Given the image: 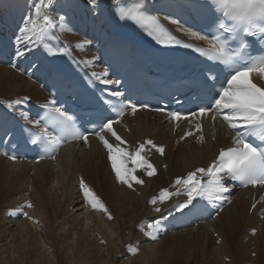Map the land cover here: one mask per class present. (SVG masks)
I'll return each instance as SVG.
<instances>
[{"label":"bare ground","instance_id":"obj_1","mask_svg":"<svg viewBox=\"0 0 264 264\" xmlns=\"http://www.w3.org/2000/svg\"><path fill=\"white\" fill-rule=\"evenodd\" d=\"M180 1L152 0L151 4L156 13L177 31L183 26L173 24L165 17L171 16L172 6ZM36 2L37 0H0V53L9 51L14 53L12 66L0 65V118L4 117L5 113L20 115V112H26L27 108L25 103L16 110H8L3 102L23 97H30L29 100L36 104L49 100L48 93L19 68L21 62L26 59V65L35 58H38V63L42 46L30 44L28 47L32 50L25 57L15 55L17 48H24V45H16L14 42L18 29L32 14ZM70 2L69 8V0H58L57 7L52 13L57 17L54 29L83 63L94 73L99 74L102 71L96 64L97 59H93L96 57L95 49L110 38L109 12L113 5L120 3V0H97L95 7L90 0H70ZM60 15L67 16V23L63 28L59 26ZM85 32L87 36L82 34ZM181 33L193 38L185 32ZM84 40L91 41V44L85 50L77 49V43ZM253 80L264 87V80L259 77H253ZM196 123L201 124L202 131L195 130ZM113 128L126 142L121 147L129 152H135L139 144L147 140H154L157 146H163L164 149L168 146L163 162L155 149L152 150L149 159V148L152 147L145 145L146 158L148 157L153 163L157 172L149 177L143 168L137 169L134 174L144 181L142 185L134 183L133 188L129 189L116 180L107 149L98 137L88 138L87 143H73L62 149L59 155L51 160L27 163L0 157V201L5 203L7 209L5 224L21 226L25 220L22 227L29 229L28 236L20 241L17 252L11 249L7 240L4 244H0V264H16L11 258L21 254L23 248L28 250H24L18 260L26 258V262L20 264H114L115 262L142 264L138 262L139 258H142L139 257L141 255L129 257L121 262L120 258L117 260L111 256L109 257L111 260L106 261L105 253L111 255L109 253L114 250L117 251L116 256L123 257L133 254L128 250L132 247L144 253L155 254L161 241L167 238H170L168 242L177 240V245L181 242L188 246L195 245V248L200 244L204 245V251L199 254L201 255L199 264H264V196L261 188L249 187L236 191L231 196V202L214 218L180 230L176 224L184 214L173 211L169 215L167 210L173 204L184 201L186 199L184 195L178 196L177 201L172 202V199H169L161 203V213L152 210L157 205H150L154 194L158 196L160 190L172 189L177 177L187 175L197 168H207L217 158L221 149L233 146V133L221 119L213 121L210 117L199 122L194 120L190 126L186 123L176 125L162 114L137 111L135 115L129 112L114 124ZM187 130L194 131L188 138L185 136ZM104 135L110 143H117L110 133L105 132ZM201 136L203 141L200 140ZM175 140L179 146L173 143ZM81 178L97 196L99 195L96 190L100 191L99 197L112 219L118 218L117 220L124 225L122 232H125L126 227L129 228L127 233L130 235V239L128 238L130 242L127 243L116 232V223L112 222V219L108 220L107 213L93 209L83 199L78 187ZM204 179L206 180L207 177ZM223 183L225 184L224 180ZM53 200L56 201L54 204ZM28 202L33 207H24ZM56 204L59 211L52 216L48 209ZM63 205L66 214L60 209ZM21 207L28 213L27 217L22 213L11 214ZM63 216L65 219L59 226L60 232L69 234L74 228L79 227L76 229L77 232L69 234L68 237L63 235L64 238L59 241L53 225ZM20 217L23 218L21 221L18 219ZM153 218L161 220V226L155 232L157 236L155 240L146 235L149 232L147 228L143 230ZM138 226L141 227L140 230L137 229ZM95 227L100 229L98 233L92 229ZM9 229L5 231L6 238L11 234ZM30 233H33V236L30 237ZM30 240L31 245H25ZM92 244H97L103 252L91 250L89 246ZM35 249L37 250L35 256L29 257L28 255ZM142 256L146 257L147 262L152 259L150 255V257Z\"/></svg>","mask_w":264,"mask_h":264},{"label":"snow or ice","instance_id":"obj_2","mask_svg":"<svg viewBox=\"0 0 264 264\" xmlns=\"http://www.w3.org/2000/svg\"><path fill=\"white\" fill-rule=\"evenodd\" d=\"M57 3L58 0H37L34 4L32 14L22 22V27L18 29L14 40L16 45H24L23 49L17 48L15 52L17 57H25L32 50L28 47L30 44L40 47L48 31L56 27L57 17L52 13L56 9ZM90 3L95 7L97 0H90ZM151 4L152 0H140V2L125 6V0H120V3L114 8V15L120 22H131L147 30V34L157 44L165 47L183 46L193 49L211 62L228 69V76L219 88H216L217 77L215 74L212 75L211 80L205 76L204 83L212 92L216 114L222 118L233 133L234 146L221 149L217 158L207 168H197L195 171L189 172L186 177H177L173 185L176 187L175 192H170L167 188L162 189L158 196H154L150 200V203L157 205L158 201L163 203L173 196L184 195L186 199L183 202H177L167 210L169 215L173 211L181 214L185 210L189 213L195 212L202 201H219L221 205L219 210L222 211L223 203L231 202L225 195L230 191L223 183L225 178L240 182L243 187L249 185L264 187V87L259 86L253 80V77L264 80V0H203V6L210 14L207 25L208 34L192 30L186 31L183 27L178 30L194 39L206 41L209 46L207 50L191 43H185L166 31L159 22L158 14L150 12ZM68 7H71L70 0ZM58 19L59 26L63 28L67 23V16L60 15ZM165 19L173 24H180L179 20L171 16H167ZM90 44L91 41L84 40L77 43L76 48L85 50ZM43 48L50 55L69 54L68 50L53 52L46 44L43 45ZM93 59L99 58L94 57ZM92 75L105 85L120 83L119 80L107 79L106 71ZM110 96L120 98L123 97V93L113 91ZM29 99L30 97H23L3 103L8 110H16L18 106L27 103ZM45 107L50 110L34 120L29 113L20 112L22 119L40 128L39 132H31L27 139V142L36 146L38 150L43 148L40 159L46 157L54 159V154L64 142L66 135H70L72 139H82L87 143L88 136L91 134L96 135L107 149L115 178L122 185L132 189L134 183L137 185L144 183L134 174L138 168H143L149 177L156 174V167L144 155L145 145H150L160 155L164 154V147L155 145L152 140H147L145 143L139 144L135 152L127 151L126 148L121 147L126 142L113 128L119 119L106 117V122H101L99 128L89 133L86 130L80 131L76 127V117L63 107H57L54 99L48 101ZM112 107L117 118L123 117L127 111H131L133 115L138 110L165 111L161 108L153 109L144 103H132L130 100L127 102L120 100ZM212 111L213 107H199L190 115L203 117ZM168 115L173 120L179 121L183 114L169 112ZM217 115L212 116L213 121L217 119ZM183 118L188 119V116L184 115ZM42 124L43 127H41ZM49 125H52L58 134L50 132ZM195 130L202 131L200 123L195 124ZM105 132L110 133L117 143H110L105 138ZM192 134V132H188L185 136ZM200 140L203 141V136L200 137ZM253 140L259 141V143H255ZM5 154L9 155L12 160L17 159L14 154ZM205 177H207L206 180ZM79 189L83 199L93 209L107 213L108 218L112 219L100 197L82 178L79 181ZM201 206L206 207V205ZM24 207L30 208L33 205L28 202ZM152 210L155 213L162 212V208L159 206ZM18 213H22L25 217L28 216L23 207L11 214L17 215ZM160 226V219L147 224L146 227L150 231L146 235L153 240L157 239L155 232L159 230ZM128 250L133 254L138 252V249L132 247H129Z\"/></svg>","mask_w":264,"mask_h":264},{"label":"rangeland","instance_id":"obj_3","mask_svg":"<svg viewBox=\"0 0 264 264\" xmlns=\"http://www.w3.org/2000/svg\"><path fill=\"white\" fill-rule=\"evenodd\" d=\"M175 145H178L179 146V143L175 140L174 142H173ZM167 149H168V146L165 148V152H164V154L163 155H160L159 157L161 158V160L164 162V156L166 155V152H167ZM152 150H154L153 148L151 149V148H149V159H150V157H151V153H152ZM144 155L146 156V154L144 153ZM147 159H148V157H147ZM148 159V160H149ZM150 161V160H149ZM151 162V161H150ZM152 163V162H151ZM153 164V163H152ZM139 169V168H138ZM101 172H104V171H101ZM104 173H107V171H105ZM103 173V174H104ZM187 175H182L181 177H186ZM173 185H174V183H173ZM79 187V186H78ZM178 187V186H177ZM76 191H77V189H75ZM169 191L170 192H175L176 191V187H172V189H169ZM96 192L98 193V195L100 196V191H97L96 190ZM154 196H156V194H154ZM178 198V196H173L171 199H172V202L175 200V201H177L176 199ZM53 202V204H54V202H56L55 200H53L52 201ZM179 202H183V201H179ZM150 205H152L151 203H150ZM58 204H56V205H52V206H50V208L48 209V212L52 215V216H55V214L59 211L58 210ZM152 206H156V205H152ZM157 206H159V207H161V202H159L158 201V203H157ZM60 209H64V205H63V207H61ZM99 211H101V210H99ZM6 212V213H5ZM66 214V212L63 210V214ZM5 214H7V209H6V206H5V203L4 202H2V201H0V244H4V242L7 240L8 241V244L11 246V249L14 251V252H17V249H18V246H19V243H20V241L22 240V238L23 239H25V237H27L28 236V234L29 233H27V231L29 230V229H27V228H25V227H22V224L25 222V220L23 221V223L21 224V226H18V225H14V224H12L11 226H8V224H5V218H6V216H5ZM70 214V213H69ZM71 215V214H70ZM19 219V221H21L23 218L22 217H20V218H18ZM65 218H64V216L63 217H61V219L57 222V223H54V225H53V227H54V231L55 232H57V234H58V236H59V241H61L64 237H63V235L64 236H67L68 237V235L69 234H74V232H77V230L76 229H78V227H76V228H74V230H72V233L70 232L69 234L68 233H62V232H60V230H59V226H60V224H61V221L62 220H64ZM118 218H116L115 220H113L112 219V222H114V223H116L115 224V226H116V232L121 236V238L123 239V240H125L127 243L128 242H130L129 241V239H130V235L127 233V232H129V228H125L124 229V231L125 232H122V227L124 226V225H122V222L121 221H118L117 220ZM108 220H110V219H108ZM121 220V219H120ZM153 220H155V218H153L152 219V222H153ZM152 222H150V223H152ZM149 224V223H148ZM195 226V225H194ZM8 227H12L11 229H9ZM192 227V226H191ZM147 227L145 226L144 227V229L143 230H145ZM7 229H9L10 231H11V234L9 235V237H7L6 238V233H5V231L7 230ZM94 231H95V233H98V231L100 230L98 227H95V228H92ZM137 229H141V227L140 226H138L137 227ZM147 231H150V229L148 230V228L146 229ZM180 230V229H179ZM133 231H135V230H133ZM132 231V232H133ZM141 232V231H140ZM144 232V231H143ZM134 234H136L135 232H134ZM133 234V235H134ZM31 236H33V233H30V237ZM75 239H76V237L75 236H73ZM129 238V239H128ZM161 240L163 239V238H160ZM170 238H167L166 240H162L161 241V243H160V245L158 246V249H156L157 250V252H155V254H150V252L149 253H144V252H141V251H138V252H136V254H127L126 256H123V257H119V256H116V253H117V251H114V250H112L111 251V253H109V254H111V255H108V253H105L106 255H107V259H106V261L107 260H111L109 257L111 256V257H114L115 259H119V261H125V260H127L129 257H135V256H137V255H141V256H139V257H142V258H139L140 260H138V262H140V263H142V264H199L200 263V260H199V257L201 256V255H199V254H201L203 251H204V245L202 246L201 244H200V246H198V247H196L195 248V245H194V247L193 246H191V245H186V244H183V242H181V244H178L177 245V240L176 241H173V242H171V241H169L168 242V240H169ZM65 240H66V237H65ZM29 241V240H28ZM31 240H30V242H28L27 244H25V245H31ZM183 245V246H182ZM185 245V246H184ZM171 246V247H170ZM173 246V247H172ZM175 246H178L179 248H176ZM182 246V247H181ZM96 247H99L97 244H92V245H90L89 246V248L91 249V250H93V251H95V252H103V250L102 249H100V247L99 248H96ZM161 247V248H160ZM175 247V248H174ZM193 247V248H192ZM30 248H31V246H30ZM160 248V249H159ZM195 248V249H194ZM63 249V248H62ZM186 249H188V250H186ZM24 250L26 251V250H28V248L26 249V248H23V250L21 251V254H17L15 257H12L11 259H12V261L14 262V263H16V264H20V263H23V262H26V258H24V259H22L21 261L20 260H18V257L19 256H22V253L24 252ZM167 250V251H166ZM183 250H185V251H183ZM193 250H196V251H193ZM160 251V252H159ZM165 251V252H164ZM169 251H170V253H169ZM127 252V251H126ZM174 252H176V253H174ZM179 252H180V254H179ZM37 253V250L35 249L34 251L32 250V252L30 253V255H28L29 257H31V258H33L34 256H35V254ZM8 254V252L6 253V255ZM157 254H158V256L159 257H157ZM178 254H179V256H178ZM142 255H147V256H151L152 257V259L149 261V262H147V260H146V257L145 256H142ZM175 255V256H174ZM181 255V256H180ZM197 257H196V256ZM199 255V256H198ZM23 256H25V255H23ZM27 255H26V257H28ZM149 256V257H150ZM174 256V257H173ZM154 257H155V259H154ZM63 258V257H62ZM101 258V257H100ZM158 259V260H157ZM160 259V260H159ZM163 259V260H162ZM200 259H201V257H200ZM157 260V261H156ZM199 262H198V261ZM159 261H162V262H159ZM188 261V262H187ZM190 261V262H189ZM137 262V263H138ZM157 262V263H156ZM167 262V263H166ZM114 264H116V262L114 263Z\"/></svg>","mask_w":264,"mask_h":264}]
</instances>
